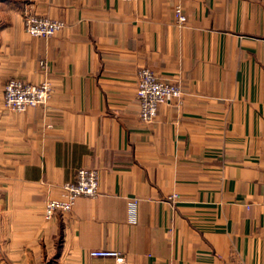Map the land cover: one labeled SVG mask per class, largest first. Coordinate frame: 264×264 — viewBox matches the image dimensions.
<instances>
[{
  "label": "crops",
  "instance_id": "crops-1",
  "mask_svg": "<svg viewBox=\"0 0 264 264\" xmlns=\"http://www.w3.org/2000/svg\"><path fill=\"white\" fill-rule=\"evenodd\" d=\"M27 14L65 29L31 37ZM141 68L183 88L151 125ZM11 80L50 81L48 105L8 111ZM84 168L98 196L47 220ZM96 250L264 264V0H0V264H114Z\"/></svg>",
  "mask_w": 264,
  "mask_h": 264
},
{
  "label": "built area",
  "instance_id": "built-area-1",
  "mask_svg": "<svg viewBox=\"0 0 264 264\" xmlns=\"http://www.w3.org/2000/svg\"><path fill=\"white\" fill-rule=\"evenodd\" d=\"M135 2L137 0H125ZM175 21L184 25L187 18L180 6L175 8ZM24 29L28 35L35 38L53 37L65 29V23L49 17L27 14L24 19ZM53 88L50 81L40 84L11 80L4 87V106L8 111L23 113L31 108L47 106L52 96ZM183 95L181 84L165 82L158 78L149 68H141L137 72L136 100L139 107V118L143 124L151 125L158 116V108L180 100ZM99 194V171L96 169H80L74 182L66 183L62 188L60 198L49 199L45 203L44 214L47 220H52L56 212L64 214L72 211L79 198H96ZM178 195L172 196L174 200ZM91 257L111 259L114 264H129L127 259L116 251L96 250ZM229 264V263H223Z\"/></svg>",
  "mask_w": 264,
  "mask_h": 264
}]
</instances>
